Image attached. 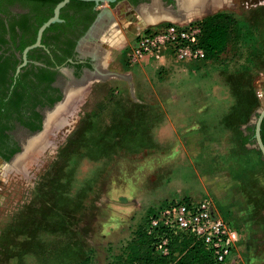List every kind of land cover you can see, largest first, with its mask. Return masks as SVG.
I'll return each instance as SVG.
<instances>
[{"label": "rangeland", "instance_id": "1", "mask_svg": "<svg viewBox=\"0 0 264 264\" xmlns=\"http://www.w3.org/2000/svg\"><path fill=\"white\" fill-rule=\"evenodd\" d=\"M128 13L127 24L114 16L121 45L85 35L121 74L91 83L21 166L0 160V264H123L148 215L184 197L210 200L239 232L227 264H264V158L250 130L264 107V0H224L184 20L223 13L228 41L167 83L153 57L130 56L143 18Z\"/></svg>", "mask_w": 264, "mask_h": 264}, {"label": "flooded vegetation", "instance_id": "2", "mask_svg": "<svg viewBox=\"0 0 264 264\" xmlns=\"http://www.w3.org/2000/svg\"><path fill=\"white\" fill-rule=\"evenodd\" d=\"M119 1L116 0V2ZM125 1L130 9L136 11V7L149 0ZM164 1L167 4L174 3L173 0ZM45 4L46 1L44 0H0V33L4 38V41L0 42V53H4L5 58L3 59L7 65V82L5 83L8 86L11 81L15 82L17 77H20L34 81L38 87L34 106L37 114L31 113V110L28 109L30 105L22 112L20 118L16 116L11 120L12 126L5 130L8 137L5 140V146L0 149V160L3 162L9 163L15 154L23 151L22 144H24L26 137H30L28 132H35L43 128L44 120L46 121L47 114H49L47 113L48 108L64 97L65 87L68 83L71 85L75 83L91 84L96 80H105L119 74L107 68L105 49L95 43L92 45L94 44L93 46L101 51L84 50L86 51L84 52L82 49L86 45L85 35L88 31L91 34L93 30L95 34L97 31L102 32L103 30L100 26V19L103 16L102 3L93 2L91 8L68 3L60 11L61 20L54 21L46 27L39 41V27L53 15L54 11L53 6L52 14L39 24L40 18L48 13ZM111 4L108 3V5ZM91 9L94 10L93 17H90L92 15ZM64 10L68 13L67 19L61 16ZM23 42H26L23 48H18ZM97 66L101 69L100 71H98ZM39 72H45L48 76H52L50 81L48 79L41 80L40 93ZM126 80L129 81V78ZM82 93L84 92H81L80 97ZM32 94L34 95V92ZM80 97H77L71 105L75 104ZM33 100L30 103H33ZM66 111H62L61 114ZM47 129L45 127L41 134ZM37 147L36 145L33 148ZM4 166L13 167L11 163Z\"/></svg>", "mask_w": 264, "mask_h": 264}, {"label": "trees", "instance_id": "3", "mask_svg": "<svg viewBox=\"0 0 264 264\" xmlns=\"http://www.w3.org/2000/svg\"><path fill=\"white\" fill-rule=\"evenodd\" d=\"M44 1H46L45 6L48 8L46 10L48 13L40 18L39 24L52 14L53 6L58 0ZM70 4L91 8L93 2L71 0ZM91 14L90 17H93V9H91ZM61 16L64 19L68 18L66 10L63 11ZM229 21L227 15L223 13L199 20L203 29L201 39V45L205 50V58L203 60L214 59L224 51L228 41ZM3 41L4 38L1 35L0 42ZM25 43L23 42L18 48H23ZM3 58L5 57L2 52L0 53V149L5 146V140L8 137L5 130L12 126L10 122L14 117L21 116L22 112L30 105L28 109L31 110V113L37 114L34 106L36 102L35 94L38 92L37 83L20 77H17L15 82L11 81L10 85L7 86L5 83L7 82V65ZM44 73L39 72V93L41 92V80L48 79L50 81L52 79L51 75L48 76L47 73H45L46 75ZM32 92H34V95ZM31 100H33V103H30ZM251 129L255 130L253 127H250ZM260 133L264 144V117L261 121ZM251 137V135H245L240 142L243 144L250 141ZM146 220L137 229L134 237L123 247L121 253V259L124 261L123 264H227L226 262L217 261L208 247L192 234L184 232L174 233L164 228L155 229L153 232L148 233L145 228ZM160 234L168 236V253L166 254H162L156 250V241Z\"/></svg>", "mask_w": 264, "mask_h": 264}, {"label": "built area", "instance_id": "4", "mask_svg": "<svg viewBox=\"0 0 264 264\" xmlns=\"http://www.w3.org/2000/svg\"><path fill=\"white\" fill-rule=\"evenodd\" d=\"M202 34L199 20L160 21L148 25L136 35L129 54L134 60L162 54L178 60H203ZM145 228L148 233L164 228L174 233L192 234L208 247L219 262L228 263L236 258L239 232L229 228L208 199L194 201L184 197L162 203L156 212L147 217ZM168 242L167 235H158L156 250L162 254L168 253Z\"/></svg>", "mask_w": 264, "mask_h": 264}, {"label": "water", "instance_id": "5", "mask_svg": "<svg viewBox=\"0 0 264 264\" xmlns=\"http://www.w3.org/2000/svg\"><path fill=\"white\" fill-rule=\"evenodd\" d=\"M70 1L71 0H59L56 3V5L54 6L53 15L49 19H47L39 27V32H38L39 41H40L42 32L44 31V29L46 27H48L54 21L61 20L60 11H61V9L63 7H65L68 3H70ZM79 1H90V2H94L96 4H99V3H104V2L113 3L116 0H79ZM173 1H174V3L167 4L164 0H149V1H146V2H144L142 4H140L138 7L135 8V10L137 11V13H139V15L143 19H145V16L147 14H149L150 11H151L150 14L154 15V17H156L159 14L160 15L163 14V16L168 17V18L159 20V21H157L155 23H158L160 21H180V22H184V15L188 12V9H189V7L187 5L188 1L187 0H173ZM154 5H155V9H154ZM191 7L192 6H190V9H191ZM97 69H98V71L101 70V69H99L98 66H97ZM96 72H94V73H96ZM89 84L90 83H75V84L72 85V87H69V88L66 86L65 87V95H64V97L60 101L56 102L52 107L48 108L47 113H50L53 110H55L59 103H64L66 101L67 97L70 96L71 94L80 93ZM263 117H264V107H262L259 110V114H258V116L256 118V121H255V132H254V135H255V138H256V142H257V147L260 149V151L262 153V156L264 158V144H263V141L261 139V133H260L261 121H262ZM44 129H45V120H44L43 128L41 130H38V131H35V132H28V134H33V133H37L38 134V133L43 132ZM23 147H22V149H23ZM17 154H15L11 158L9 163H11L14 160V158H15V156Z\"/></svg>", "mask_w": 264, "mask_h": 264}, {"label": "bare ground", "instance_id": "6", "mask_svg": "<svg viewBox=\"0 0 264 264\" xmlns=\"http://www.w3.org/2000/svg\"><path fill=\"white\" fill-rule=\"evenodd\" d=\"M187 1H188L187 5H188L189 9H188V12L184 15V20L188 19L190 17V15H193L195 13H198V12L206 9L207 6L210 7V6H215V5L219 4L222 0H187ZM190 6H192L191 9H190ZM154 9H155V5H154ZM150 13H151V11H150ZM150 13L145 16V19H139V25L138 26H140L141 28H145V27L148 26V24L150 25V24H153V23H155V22H157L159 20L168 18V17L163 16V14L160 15L159 13H158L159 15L154 17V15H151ZM95 23L97 24V22H95ZM92 32L94 33L93 30H92ZM96 33H98V32H96ZM102 35H103L102 38H104V40H108L110 42V43L108 42L109 44L117 43L116 45H121L125 41V38L123 37V35L119 34V30L115 26V21H112L111 24H108V25H106L103 28ZM93 37H94V35H93ZM91 44L84 45V48H82L83 51L86 50V51H92V52L95 51L96 52V51L100 50L99 48L94 47L93 46L94 44L93 45H91ZM86 51H84V52H86ZM67 87L68 88L72 87V85L68 83ZM81 92H84V91L82 90ZM81 92L80 93H76V94L75 93L71 94L70 96L67 97V99H66V101L64 103H59L55 110H53L51 113L47 114V118H46V121H45L46 129L50 128V126L53 124V122H55L56 120H59V118L61 116L60 113L62 111H66L67 108H68V110L72 108L71 104L75 101V99L77 97H80ZM47 130H49V129H47ZM46 131L43 134H41V133L40 134L39 133L38 134L37 133H33V134H30V137H26L25 138L24 144H23V146H24L23 147V151L21 153L17 154L15 156L14 160L11 162V165H13V167L21 166L22 163H23V160H24V156L28 155L29 151H32L31 149L33 147H35L36 145L39 146V143L43 145V143H44V141L46 139L45 138L46 133H48Z\"/></svg>", "mask_w": 264, "mask_h": 264}, {"label": "crops", "instance_id": "7", "mask_svg": "<svg viewBox=\"0 0 264 264\" xmlns=\"http://www.w3.org/2000/svg\"><path fill=\"white\" fill-rule=\"evenodd\" d=\"M129 9L130 7L126 1L116 2V4H114L113 7H109V8L104 6L103 16H101L102 21L100 20L101 28H104L106 25L111 24L112 21H115L114 16H116V19H117V14L120 16L121 20L124 23L126 24L129 23L130 19L132 18L130 14L128 13ZM95 36L99 37L100 38L99 40H104V38H101L103 36L101 31H99L98 33H95ZM152 60L154 61L150 62V60H147L146 62H149V65L152 66L153 68L152 72L154 75L157 76V78L161 75L160 73L162 72L164 73L165 71L167 72L168 75L165 74V76L161 79V80H164L165 83H167L168 77L179 76L180 81L184 77H187L188 72L186 68L187 66L189 67V65L185 62L186 60H178V59H175L169 56L168 54H162L160 56L153 57ZM149 83H152L151 79H149Z\"/></svg>", "mask_w": 264, "mask_h": 264}]
</instances>
